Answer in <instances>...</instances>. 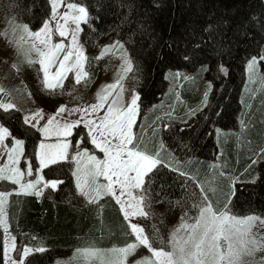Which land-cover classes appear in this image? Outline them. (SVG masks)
<instances>
[{
	"label": "trees",
	"instance_id": "1",
	"mask_svg": "<svg viewBox=\"0 0 264 264\" xmlns=\"http://www.w3.org/2000/svg\"><path fill=\"white\" fill-rule=\"evenodd\" d=\"M13 1L18 4L17 17L30 30L37 29L49 14L47 0ZM71 1L82 5L87 12V23H81L79 31V41L87 52L104 37L125 44L133 67L127 81L139 97L137 122L152 107L160 108L147 116L144 128L148 127L150 121L161 122L159 132L165 148L162 150L170 163L176 164L179 158V162L198 165L207 174L208 167H212L206 163L207 160L215 159L219 164L224 161L232 166V149L230 145L225 150L218 148L214 129H231L236 125L241 108L244 63L248 58L257 56L264 44V0ZM101 60L92 62L89 58L86 70L90 78L80 84H76L68 75L62 88L45 90L39 85L41 95L37 96L39 90L35 91L28 80L33 72L31 68L27 69L25 83L42 109L53 112L59 104L69 106L77 103L61 100L63 93L81 85L90 86L102 65ZM260 64L264 67L263 62ZM36 66L34 64L32 68L36 69ZM221 68L225 71H221ZM168 71H179L180 76L168 81ZM184 73L187 75L183 76ZM196 77L199 80H195ZM204 79L209 82L210 88L205 102L201 103L206 85ZM190 84L197 88L193 98L185 93V88ZM176 85L183 90L184 100L187 101L184 109L181 105L175 106L169 96L170 91L165 93L170 87L173 91ZM165 102L170 106L164 107ZM263 106L264 97L256 94L250 110L254 117L251 119L254 129H249L250 134L246 136L251 147L264 142V127L257 121L258 110ZM184 112L188 113V118L181 121ZM0 124L9 130L11 137L24 142L20 166L27 161L35 169L38 132L26 125L20 112L15 109H0ZM75 137H80L82 146L90 148L82 126L73 128L72 142ZM155 145L159 146V141ZM217 151L220 154L217 155ZM239 152L234 173L222 167L227 173L226 177L230 178L223 202L233 214L264 217V160L258 162L255 171L247 173L250 160L243 157V146ZM174 166L176 168L160 162L145 178L144 189L148 197L144 204L146 212L159 213L165 219L176 208L193 213L201 199L206 197L192 171ZM41 176L45 180L62 183H58L55 190L45 188L42 195L37 196L16 194L13 192L14 184L0 181V192L12 193L5 204L8 233L15 237L17 246L45 249L25 257L24 264H49L53 261L62 264L64 258L74 250L104 251L135 241L112 197L103 195L93 203L82 201V195L71 177L69 159L41 169ZM138 192L140 194V190ZM208 198L211 201L212 194ZM140 223L153 248L166 250L167 223L162 228L160 242L152 236L147 222ZM2 248L0 229V264H3ZM17 254L18 251H14L16 258Z\"/></svg>",
	"mask_w": 264,
	"mask_h": 264
},
{
	"label": "snow or ice",
	"instance_id": "2",
	"mask_svg": "<svg viewBox=\"0 0 264 264\" xmlns=\"http://www.w3.org/2000/svg\"><path fill=\"white\" fill-rule=\"evenodd\" d=\"M52 4L53 16H55V0H52ZM68 8L70 10L75 9L79 13V15L70 17L69 13L65 12L61 17L65 22L71 18L73 23L76 24V29L72 35V40L75 42V33L80 30V23L82 21L87 23V12L83 7L76 9L73 4H68ZM22 27L24 32L28 33L29 36H34L35 40L39 41V45L32 43L25 55V60L29 64H39L40 70L43 72V87L45 90L62 88L65 78L71 72L75 73L76 84L86 82L90 78V73L86 70L85 64L87 58L84 56L83 51L76 48L75 59L72 61V51L66 50L62 43L53 44L51 42L52 30L48 22H45L43 27L35 33H31L27 25ZM56 31L61 37L67 35L64 25L59 22H57ZM33 51L37 54L38 59L31 58ZM61 52L65 54L62 59H59ZM103 55L102 53L96 59H102ZM255 64L256 58L254 57L248 63L250 72L254 70ZM125 65L124 73L126 76L128 72L133 71L132 63L126 56ZM54 66L55 71L53 73ZM221 71L225 70L221 68ZM125 76H121L120 80H123ZM120 80L117 81V84L104 86V91L114 89L119 85L122 93L123 86L120 84ZM0 91H3V89H0ZM110 95L111 93H108V95L97 93L99 102L90 106L91 113H95L98 109L104 107ZM120 99L121 95L118 93L107 105V111L99 122L93 119H84V116L89 114L88 109H75L73 111L82 113L81 119L74 122L66 120L61 124L56 117L67 111L66 107L61 105L56 114L48 117L47 123L38 129L46 138L49 136L66 138L72 135L73 128L83 122L85 127L88 128L91 144L104 153V161H97L94 156H88L92 166L83 171L78 166L77 173H74V175H77L76 186L80 190V194L88 197L89 203L95 202L101 195H111L116 203L120 205L125 220L129 221L131 234L135 236V241L114 250L117 253L114 264H127L128 257L134 255L140 247L147 248L157 260L142 259L134 261L133 264H241L243 255H251L259 248L264 247V236L257 239L251 232L255 222L260 219L259 217L238 218L229 215L227 206H225V211L217 214L213 211L211 204H208L200 208V215L194 224L181 223L176 228L170 240L172 251L166 252L162 249L156 250L153 248L149 237L144 234V229L132 223L130 217H147L148 213L144 211V204L148 199L144 189L145 178L157 167L160 161L140 151L138 145L133 143L132 126L135 122L134 118L138 109L137 101L139 97L133 94L130 103L117 107ZM14 107L12 103H0V109L4 111L12 110ZM68 115L70 116L72 113H68ZM39 116L40 112L25 116L24 123L36 128L40 122L36 119ZM6 137L10 138L9 130L0 126V142H3ZM23 143L22 140L15 139L14 146L6 153L8 164L0 167V181H9L14 185H19L20 192L25 194L40 196L42 195V189H35L41 183L42 177H37L35 182L31 180L22 182L25 175H33L32 168L29 165L25 173L15 167L19 163V156L23 155ZM39 148L40 151L37 156L40 169L49 165H56L68 158L69 143L66 140H62L57 144L41 142ZM86 155H88L87 152L79 153L77 157H72V159H76L79 165V157ZM99 177H104L108 183L99 184L97 182ZM58 183L62 182H45L43 187H50L55 190ZM86 188L89 190L86 191ZM133 190H140V194L134 195ZM11 194L0 192V228H3L4 233L8 232V226L3 206L7 201V197ZM16 194H19V192ZM181 219L183 221L184 217ZM260 223L264 224V220H260ZM182 230L188 231L184 237L178 238L177 234ZM12 251H18L15 237L12 238L11 242L7 239L3 242V255L6 257L4 264H24L23 259L16 261L11 258L9 253ZM32 251V249L24 248L23 257L29 256ZM35 251L43 252L45 249L37 248ZM81 255L88 258L98 255V252L85 249L81 252Z\"/></svg>",
	"mask_w": 264,
	"mask_h": 264
},
{
	"label": "rangeland",
	"instance_id": "3",
	"mask_svg": "<svg viewBox=\"0 0 264 264\" xmlns=\"http://www.w3.org/2000/svg\"><path fill=\"white\" fill-rule=\"evenodd\" d=\"M48 6H49V14L46 17V19L42 22V24L35 30H30L31 33H35L39 31L45 22L49 23V27L52 30V43H62L64 45V48L66 50H70L73 52V57L71 58L72 61L75 59V50L76 48H79L83 51L84 56L87 58L85 61V64L89 60V58L92 60V62H96L98 59L97 57L101 56L103 53V58L101 60V67L97 70L95 73V79L93 83L88 86L84 87V85H81L80 87L76 89H69L66 92L63 93V97L61 100L67 101V102H77L72 105H66V104H59L55 107L53 112H47L40 104L36 101V99L33 97V95L29 92L26 83L25 78H27V69L31 68L33 72H31V75L28 77V80L30 81L31 85L34 87L35 91L39 90L38 86H43V72L40 70L39 64H37L36 69H33L34 64H29L25 60V55L28 53L32 43H36L39 45V41L35 40L34 36H29L28 33L23 31L24 23L22 20H20L16 15V10L18 8V4L14 2L13 0H0V89H3V91H0V103H12L15 107L14 109L19 111L21 114L22 121L24 122V117L33 115L36 112H40V116L37 117L40 122L37 125L36 128H34L38 134H39V140L36 144L35 149V159L37 163V167L35 169H32V176L25 175L22 182H27L29 180L35 182L37 177L41 176V169L39 165V159L37 156V153L40 151L39 145L41 142L45 144H57L62 140H66L69 143V148L67 150V159L70 160L71 163V177L75 184L76 189L80 193V190L77 188V175H74V173H77L78 166L83 171L84 169L91 167L88 160V156H94L97 161H104L105 155L103 152L100 151V149L96 148L94 145L91 144V137L88 135V128L85 127L84 123H80L78 126H82L88 142L90 144V148L84 147L81 144L80 137H75L74 141H71V136L68 137H60L57 138L56 136H49L45 137L38 129L42 127L45 123H47V118L50 116H53L56 114L57 109L63 105L66 107L67 111L57 116L56 119L61 124H63L66 120L68 122H74L76 120H80L82 117V113L80 111H73L75 109H88L89 114L84 116V119H93L99 122L103 118L104 113L107 111V105L111 103V100L116 97V95L119 93L121 95V99L119 101V104L117 107H122L126 105L127 103H130L131 96L133 94L137 95V92L133 88V86L127 81V76L129 72L126 74L124 73L125 65V56L129 60L128 53L126 50V46L123 42L117 41V40H110L109 37H104L98 41V43L92 47L90 52L86 51L84 46L79 41V31L75 33L76 40L73 42L72 35L73 32L76 29V24L73 23L71 18L65 22L61 17H63L65 12L69 13V16H76L79 15L78 11L75 9L70 10L68 8V4L75 5L76 9L83 7L82 5L76 4L71 0H55L56 2V10H55V16H53V4L52 0H47ZM84 8V7H83ZM57 22H59L61 25H64V30L67 32L66 36L61 37L59 33L56 31ZM83 23V21L81 22ZM80 23V25H81ZM79 25V28H80ZM43 38V37H42ZM42 47V46H41ZM89 53V54H88ZM65 53L61 52L59 54V59L63 58V55ZM256 58V64L254 67V70L251 72L248 68V63L252 58ZM264 44L260 49V52L257 56H252L248 58L244 63V81L243 85L241 87V96H240V102H241V108L239 110V113L237 114V121L236 125L233 128L224 129L230 134H228L227 138L229 137V140L233 143V146L236 150L242 147L244 144V141H246L247 133L250 134V130L253 128V123L251 121L252 113L251 110V104H252V98L255 97L256 94H262L264 97V67L261 66L260 62L264 63ZM32 59H38L37 54L33 51L31 53ZM58 66V65H57ZM53 73L55 71V66L52 69ZM178 74V75H177ZM68 75H71L73 78V81L75 82V73L71 72L68 73ZM67 75V76H68ZM187 75V73H184L183 76ZM121 76H125L123 80H120ZM180 76L179 71H171L167 73L168 81H170V78L174 80L175 77ZM120 80V84L123 86V92L121 93L120 86L118 85L114 89H108L107 91H104V86L110 85V84H117V81ZM195 80H199V77H196ZM204 83L206 84L205 87L207 88V92L210 88L209 82L204 79ZM168 91L171 92V99L173 100L178 99L180 97L181 88L180 86L176 85L173 88L170 87L165 92L166 94ZM207 92H205L203 95L202 103L206 100ZM40 90L38 91L37 96H40ZM97 93H100L101 95H108V93H111L109 96L108 101L105 103V106L98 109L97 112L91 113V105L98 103ZM165 94V95H166ZM83 98V99H82ZM203 105V104H202ZM138 106V105H137ZM164 107H169V103H166L163 105ZM202 107V106H201ZM152 107V109L145 113L144 116L141 117L140 121L137 122L139 111L137 109V113L135 115V122L132 126V133H133V143L134 145H138V148L140 151L145 152L146 154L151 155V157L155 159H164L165 161H169L167 163H170V159L167 158V154L162 149L164 148V144L162 143L159 127H161V122H155L150 121L147 128H144V123L147 122V116L151 113H154L156 109H160L159 107ZM68 113H72V115H68ZM259 116L257 117V121L261 123V125L264 127V106L263 109L258 110ZM166 115V114H165ZM35 122V121H34ZM0 126H2L0 124ZM55 126V124H54ZM33 128V127H32ZM219 128L216 127L214 129V138L216 136V132H219ZM73 132V129H72ZM232 132V133H231ZM139 134V137L137 135ZM264 135V133H262ZM226 136V135H225ZM224 136V138H225ZM136 137V139H135ZM17 138L14 137H6L3 142H0V167L4 166L5 164H8L7 155L6 153L10 148L14 146V141ZM159 141L160 146L155 145ZM131 147V146H130ZM241 149V148H240ZM239 149V150H240ZM225 150V149H224ZM87 152L88 155L86 156H80L79 157V165L78 161L76 159H72V157H77L79 153ZM172 156V155H171ZM217 156V155H216ZM215 156V158H216ZM252 156V157H251ZM20 157L19 156V163L15 165V167H18L22 172L27 171L29 167V163L25 161L23 165L20 166ZM243 157L250 160L247 164V173L251 171H255L257 168V164L259 161L264 160V142L260 144L259 146H253L248 149V147L245 149V152L243 153ZM179 158H177V161L175 162L176 165L180 168L187 169L193 172V174L198 179V184L203 191V194L206 196L204 199H201L200 203L198 204V207L196 211L193 213H188L185 211H181L179 208L173 209L171 215L168 217V219H165L161 214L159 213H151V211L147 212V217H130V220L132 223L137 224L141 228L143 226L140 222H147L149 227L152 229V236L158 241H161V234H162V228L166 226V223L168 225V232H167V249L164 250L166 252L172 251V246L170 243L171 237L173 232L176 230V228L181 223H187V224H194L196 222V219L200 215V208L204 207L208 204H211L213 211H215L217 214L225 211V206L217 212L215 202L213 203L212 200L210 201L208 198V195L210 197V194L212 196L217 195L219 198L216 203L223 202L225 197V188L228 189V181H230V178H226L227 182L224 183L223 181H219L215 175V171H218L220 168L219 166H224L225 162L223 161L221 164L218 163V161L215 159L213 160H207V163L212 166L208 167L207 172L203 173L202 169L198 167V165L195 164H188L179 162ZM255 161V163H254ZM207 167V166H206ZM217 170H215V169ZM205 170V169H204ZM58 180H45L42 178L41 183L37 185V188L35 190H44L43 187L45 182H52ZM97 182L99 184H107L108 181L104 177H99ZM230 183V182H229ZM231 184V183H230ZM232 185V184H231ZM226 186V187H225ZM118 187V186H117ZM50 188V187H49ZM88 191L89 189H85ZM139 190H133L134 195H139ZM13 192H20L19 185H14ZM118 194V193H117ZM102 196V195H101ZM109 196V195H108ZM124 199V198H122ZM82 201L83 202H89V198L82 195ZM6 204V203H5ZM4 207V206H3ZM118 207L120 208V205L118 204ZM145 211V210H144ZM227 211L229 215L238 217V218H244L248 216H256L260 219L257 220L254 224V226L251 229L252 234L257 238L260 239L262 236H264V224L260 223V220H264V217L255 215V214H246V215H236L233 214L229 208L227 207ZM121 212V210H120ZM146 212V211H145ZM122 216L123 213L121 212ZM182 217H184L182 221ZM124 218V216H123ZM125 219V218H124ZM128 228L131 232L129 221L125 220ZM3 231V228H1ZM144 229V228H143ZM188 230H182L177 234V237H184L186 232ZM145 234V231H144ZM146 235V234H145ZM134 236V235H133ZM3 237L4 240L7 239V241L11 242L12 237L10 234L4 233L3 231ZM135 238V236H134ZM16 243V242H15ZM18 249V259L19 261L23 257V249L21 246H17ZM116 249H109L104 251H96L98 252V255L91 256L88 258H85L83 255H81V252H79V255L83 257L84 260H92L100 258H106L107 256L110 258V260L114 259L116 260L117 253L114 251ZM161 250V249H156ZM2 255H3V248H2ZM9 255L12 259L18 261V259L14 256V251L10 252ZM135 256H140L141 258L137 260L145 259L146 256H150L153 259L157 260L156 257L152 255V253L144 247H140L137 249L134 255L128 257L127 264H133L132 262H129L130 259L135 258ZM6 257L3 255V264ZM148 260H151L150 258H147ZM264 262V247L259 248L255 252H253L251 255H243L241 257V264H260ZM49 264H57L55 262H51ZM104 264V263H101ZM114 264V263H113Z\"/></svg>",
	"mask_w": 264,
	"mask_h": 264
},
{
	"label": "crops",
	"instance_id": "4",
	"mask_svg": "<svg viewBox=\"0 0 264 264\" xmlns=\"http://www.w3.org/2000/svg\"><path fill=\"white\" fill-rule=\"evenodd\" d=\"M205 92H207V88L205 87ZM204 92V93H205ZM183 93V90L181 89V92H180V97L178 98V99H173V103L175 104V106H178V105H181V107L184 109V107H186V100H184L185 99V97H184V95L182 94ZM185 93L189 96V97H191V98H193L196 94H197V88L193 85V84H190V85H188L186 88H185ZM204 96V95H203ZM202 99H203V97H201ZM202 99H201V103H202ZM192 101H193V99H192ZM186 115H188V113H186L185 114V112L183 113V114H181V121H185L187 118H188V116H186ZM237 124H239L238 123V120H237ZM232 133V132H231ZM228 134H230L229 132H227L226 130H219V132H216V136H215V141H216V143H217V146H218V148H220V150H221V148H222V150H224L225 148H226V146H229L230 145V147H231V151H232V155H233V157H234V163H233V165L232 166H228L227 165V163L225 162V164H224V170H226V168H228L227 170H230V173L232 174V173H234V171L236 170V168H237V166H238V164H237V162H238V156H239V154H240V148H241V146H240V148L239 149H235L234 147H237L236 145L235 146H233L232 144V142L229 140V137L227 138V136H228ZM226 135V136H225ZM224 136H225V138H224ZM246 141H244V144L242 145L243 146V151L245 152V149L248 147V149L251 147V145L250 144H248L249 142H248V140H247V138L245 139ZM160 146V145H159ZM224 148V149H223ZM228 148V147H227ZM225 153V152H224ZM169 154H171L172 155V153H169ZM218 154H220L218 151H217V155ZM147 155H149V154H147ZM149 156H151V155H149ZM158 160V159H157ZM160 162H162V163H164L165 165H167V166H169V167H171V168H176L173 164H169V163H167V161H165V160H159ZM207 163V162H206ZM221 164H223V163H221ZM223 168H222V165H221V167H220V169L218 170V171H216L215 172V175H216V177H217V179L219 180V181H223L224 183H226L227 182V173H226V171H224L223 170ZM230 168V169H229ZM78 191V190H77ZM103 196V195H102ZM110 197H112L111 195H109ZM101 197V196H100ZM113 198V197H112ZM218 196H213V198H212V200L215 202V204H217L216 205V210H217V212L218 211H220L222 208H223V206H225V202H219V203H216L217 202V200H218ZM113 200L116 202V200L113 198ZM117 204V203H116ZM118 205V204H117ZM119 208V207H118ZM119 210H120V208H119ZM3 211H4V214H5V205H4V207H3ZM121 213V212H120ZM5 216H6V214H5ZM1 229V228H0ZM1 232H2V242H4V237H3V231H2V229H1ZM12 238H13V236L12 235H10ZM134 237V236H133ZM15 242H16V240H15ZM22 248H29V249H32L33 251L31 252V253H34V252H36L35 251V249H37V248H39V247H33V246H26V245H22L21 246ZM123 247H125V246H123ZM122 248V247H121ZM117 249H119V248H117ZM81 251H83V250H74V251H71L64 259V262L62 263V264H87L86 262H90V264H101V263H104V264H113L114 263V259H112V260H110V258L107 256L106 258H100V257H98L97 259L95 258V259H92V260H84L83 259V257H81L80 255H79V252H81ZM30 253V254H31ZM24 258L25 257H22V259L24 260ZM140 259L141 257L140 256H135V258H133V259H130V261L129 262H132L133 260L134 261H139V260H137V259ZM147 258H150L151 260L153 259L152 257H150V256H146V258L145 259H147ZM17 259H18V257H17ZM18 261H19V259H18ZM133 261V262H134ZM152 261H154V260H152ZM53 262H55V261H53Z\"/></svg>",
	"mask_w": 264,
	"mask_h": 264
}]
</instances>
